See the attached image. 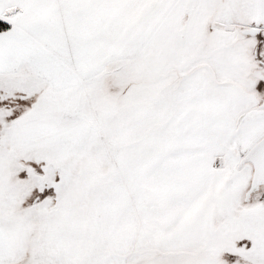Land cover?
Listing matches in <instances>:
<instances>
[{
    "label": "snow or ice",
    "instance_id": "1",
    "mask_svg": "<svg viewBox=\"0 0 264 264\" xmlns=\"http://www.w3.org/2000/svg\"><path fill=\"white\" fill-rule=\"evenodd\" d=\"M0 264H264V0H0Z\"/></svg>",
    "mask_w": 264,
    "mask_h": 264
}]
</instances>
